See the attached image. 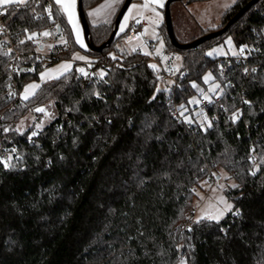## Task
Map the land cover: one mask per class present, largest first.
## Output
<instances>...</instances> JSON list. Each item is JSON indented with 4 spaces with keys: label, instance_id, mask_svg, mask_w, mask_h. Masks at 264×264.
<instances>
[{
    "label": "trees",
    "instance_id": "1",
    "mask_svg": "<svg viewBox=\"0 0 264 264\" xmlns=\"http://www.w3.org/2000/svg\"><path fill=\"white\" fill-rule=\"evenodd\" d=\"M100 1L81 0L83 11ZM249 1L235 0L216 28L191 41L222 28ZM38 5L23 18L6 16L10 38L0 41V160L12 155L14 165L0 163V264H264V0L195 49L175 48L160 25L163 48L182 58L177 85L149 67L148 55L125 50L127 31H117L100 52L86 50L89 69L104 71L103 80L91 74L82 87L72 67L22 100L21 90L42 70L27 35L59 25L55 34L68 49L56 61L74 45L64 17L49 20L45 1ZM114 18L94 26L86 19L95 47L108 40ZM226 35L237 49L246 46L243 56L204 55ZM207 72L223 91L202 107L212 123L205 130L186 123L180 109ZM40 106L55 116L29 141L33 128L18 132L15 123ZM237 111L239 120L228 121ZM218 168L236 182L225 194L240 214L185 229L196 187Z\"/></svg>",
    "mask_w": 264,
    "mask_h": 264
},
{
    "label": "rangeland",
    "instance_id": "2",
    "mask_svg": "<svg viewBox=\"0 0 264 264\" xmlns=\"http://www.w3.org/2000/svg\"><path fill=\"white\" fill-rule=\"evenodd\" d=\"M106 2H108V0H101L100 2H98L97 4L91 7H85L84 13L90 25H93V26L99 25L101 23L107 22L108 20H112L116 16L124 0H119V2H115V0H113L114 6L112 8L104 9L96 16H89L90 12H93L95 9L99 8L101 5L105 4ZM233 3H234L233 0H179V1L173 2L170 6V12H171L170 14H171L172 28H173V32H174V36L176 40L179 43H189L191 42L193 38L198 37L203 30L216 28L220 24V16L223 13V11L226 8H228L230 5H232ZM134 4L140 5L141 3H137L135 0H132L130 2L128 8L126 9L125 13L122 15L120 19V22L118 24V29H120V26L123 23L124 16L128 15V9ZM160 13L163 17V13L161 11ZM76 14L78 15V13ZM143 16H144L143 19L147 23V25L144 28H148L149 33L147 35H142L141 42L145 38L151 41L152 45L147 46L143 44L144 47L141 48L139 46V42L136 39L132 42L124 43L122 47L128 52H131L132 46L135 45L138 51L142 53H144L145 51L149 52L150 53L148 55L149 64L155 65L156 66L155 68L159 70L158 65L153 62V57L158 56L155 54V49L160 47L161 42L163 43V47L165 45L164 41L161 38H159V35H158L159 26L163 24L164 17L162 21L159 23V26L155 27L157 38L152 39L151 31H152L153 25L149 23V20L153 19L152 13L146 11L143 13ZM136 18H139V17H136ZM134 20L135 19H129L128 23ZM79 30H80L81 39L85 47L82 48L80 47L78 43H76L75 34L72 32L74 45L70 47L69 57L65 59L62 58L58 61L55 60L53 64L56 62H59V65L65 64V63L70 64V65L74 64L75 72L77 71V68L75 66L82 65V69L84 70V72L87 73L89 71V73L92 75L97 74L98 72H100V70L96 69L92 71L91 69H89L91 66L92 59H91V56L86 52L88 48L86 46L84 36H83V30L81 29L80 24H79ZM41 33H43V31ZM61 36H63L62 33L61 34L53 33V35H50L48 37H44V36H41L40 34H36L33 39L38 47L37 52L42 56H46V55H49V53H51L53 49L66 45V43H63L61 41L60 39ZM229 38L232 41L231 36L226 35L218 42L212 44L209 47L204 48L203 49L204 55L209 58L239 56V55H235L234 53H238L240 48L237 49L233 41H232L231 46H229L226 43L229 40ZM213 49H216V52L212 56H208L207 53L209 51H212ZM74 55L82 56L85 59L84 60H78V59L73 60ZM177 56L180 57L179 60L175 59V57ZM161 65L163 68L167 70H171L174 74H176L178 73L182 65L181 55L175 52H171L170 57H167L166 59L161 58ZM47 72L48 71H46V73ZM208 74H211V73L207 72L202 77L203 85H198L195 88V93L194 95L190 97L189 101L193 99L199 100L200 98H203V95H208L212 99V96H215L216 98L221 93V89H217L216 92L209 91V89L213 85L219 84V83L214 80V77L212 74L211 75L213 79L205 83L204 77L207 76ZM188 105L189 106L188 108H185L186 111H184L183 115H181V112H180L182 119L185 121V118H188L192 120L194 123L200 124L201 116L198 114L203 112V114L205 115L204 109L199 104H188ZM37 108L45 109V111L49 115L46 117L44 113L37 112L35 111V109L32 111H29L23 117H20L15 123L16 131L22 132L24 130H27L29 127L33 128V131H36V124L42 123L43 126H45L54 118L55 111L52 107L40 106ZM211 176H213L215 180H211L210 178ZM211 176L200 180L198 186L196 187L194 191V197L192 198V201H191V212H190L191 214H189L188 216V219L190 216H192V219L194 222L197 221L201 217V215H207L210 213H214L217 208L222 210L224 208V205L217 203L220 197H223L225 201L232 204L231 201L226 197L225 192L228 189L232 188V185H236L235 180L225 170L221 168H218L216 171L212 172ZM177 264H181V261H179Z\"/></svg>",
    "mask_w": 264,
    "mask_h": 264
},
{
    "label": "snow or ice",
    "instance_id": "3",
    "mask_svg": "<svg viewBox=\"0 0 264 264\" xmlns=\"http://www.w3.org/2000/svg\"><path fill=\"white\" fill-rule=\"evenodd\" d=\"M115 2H119V0H115ZM233 2H235V0H233ZM36 5L37 7L38 5V0H0V16H9V15H17L20 14L21 18H23V16L31 11L33 13H35L36 11V7H33V5ZM55 6V7H54ZM114 6L113 0H108V2H106L105 4L101 5L99 8L95 9L93 12L89 13V16H96L98 15L102 10L104 9H110ZM165 6V0H143V3L140 5H132L129 9H128V15L124 16V20L123 23L120 26V31L123 32L125 30V28L128 26V21L129 19H135V22L137 24H139L141 22V19L144 18L143 13L144 12H151L152 13V17L153 19L149 20V23L153 25L152 31H151V38L152 39H156L157 38V34L155 31V27L159 26V23L162 21L163 17L159 11V9H162ZM227 7V6H226ZM11 9V11L9 12L8 9ZM43 11L45 13H47L48 15V19L51 20L53 18V16H63L67 18L68 23L71 25L72 27V32L75 34L76 37V43H78L80 45V47H85V45L83 44V41L81 39L80 36V30H79V24L76 20V0H51V3L47 4V6L44 7ZM139 17V18H136ZM57 29H59V25H57ZM5 29L3 28L2 25H0V32H3ZM27 31V30H26ZM149 33V29L148 28H144L143 33L142 34H138L137 35V41L139 42V46L141 48L144 47L143 43L141 42V37L142 35H147ZM36 34L32 33L27 35V39L28 40H32L34 38ZM41 36L44 37H48L50 35H53V33L51 32H43L40 33ZM61 41L63 43H67L66 40H64V37L61 36L60 37ZM25 40H20V44H24ZM229 46L232 45V41L229 38V40L226 42ZM163 49V43L161 42L160 47L155 49V54L156 55H160L161 51ZM137 47L135 45L132 46V51H136ZM246 50V46L241 47L239 49L238 53H234L235 55H239V56H243L244 52ZM11 52V49H9L8 52L3 53V55H9ZM216 52V49H213L212 51H209L207 53L208 56H212L214 53ZM150 53L145 51L144 55H149ZM246 58V57H245ZM84 60L85 58L79 55H74L73 56V60ZM113 59H115V57H113ZM162 59H166L165 57H162ZM175 59L179 60L180 57H175ZM71 67L70 64H61L59 66L60 70H67ZM149 67L155 69V65H149ZM53 71H57V70H53ZM78 71H80L81 73H83L85 76H87L88 74L86 72H84L83 69H78ZM245 73L247 74L249 72V69L246 67L244 69ZM252 72H255L256 69L253 68L251 69ZM47 73H42L41 74V79H45V77L47 76ZM100 80H103L106 73L104 71H100L96 74ZM58 78V77H56ZM213 79L211 74H208L207 76L204 77L205 83L211 81ZM230 85H226L225 87H229ZM39 85L37 84H32L29 85L25 88L24 90V94L21 96L22 100H27L29 98V95L34 94V90L36 88H38ZM193 87H196L195 84H193ZM217 89H221V85L219 84H215L213 85L209 91L210 92H216ZM30 90H33L30 92ZM160 89L157 88V92H159ZM221 91H223V89H221ZM97 98H99V93L96 92L94 93ZM12 93H9V96H11ZM155 97H153L154 99ZM203 99L205 101H207L209 104L213 103L211 97H209L208 95H203ZM189 104H199V100L193 99L188 101ZM245 104H251L250 101L248 100H244ZM73 109H69V111H72ZM35 111L37 112H41L44 113L45 116L47 117L49 114L45 111V109L43 108H37L35 109ZM184 111H186V109L184 108V105H181V115L184 114ZM198 115L201 116V127L205 128V130L207 128H211L212 127V123L208 120V117L205 116L203 114V112L199 113ZM240 117V113L239 111H237L236 113H234L230 119L232 121V123H236L239 120ZM185 122L188 124H191L193 121L185 118ZM43 128V124L42 123H38L36 124V131H32L31 134L29 135L28 139L29 141H32L33 137H36L37 135H39L40 131ZM5 132L8 131V129H4ZM12 153H15L16 149H12L11 150ZM254 151V149H253ZM13 159L12 155H9V157L6 160H0V163L3 164V167L5 169H9L10 167H14V165H10V161ZM15 159L17 161L21 160V157L16 156ZM37 159H39V157H37ZM50 163V162H49ZM262 163H264V161H262ZM258 170V169H257ZM253 175H255V171L252 173ZM232 187H236V185H232ZM218 204H223L224 208L221 210L219 208H217L215 210L214 213H210L207 215H201V217L195 221L196 223H200L202 220H209V221H214L216 223H219L220 220L224 217V215L228 212H232L233 209V205L228 203L227 201L224 200L223 197H220L219 200L217 201ZM211 207V206H210ZM233 215H239L240 212L237 209L235 212H232ZM189 231H191V229H189ZM181 264H185L184 261H181Z\"/></svg>",
    "mask_w": 264,
    "mask_h": 264
},
{
    "label": "built area",
    "instance_id": "4",
    "mask_svg": "<svg viewBox=\"0 0 264 264\" xmlns=\"http://www.w3.org/2000/svg\"><path fill=\"white\" fill-rule=\"evenodd\" d=\"M45 3H46V6L47 4L51 3V0H44ZM47 15V13H46ZM48 16V15H47ZM5 18L6 16H0V25L3 26V28L5 29L3 32H0V41L1 40H5V41H8L9 38H10V30L8 29V27L5 25ZM145 27V22L143 19H141V22L139 24H137L135 21H133L128 29V31L125 33L124 37H123V42L124 43H129V42H132L134 40L137 39V35L138 34H142L143 33V29ZM51 32V33H55L56 30V26L55 25H49L45 28V30L43 32ZM143 44L147 45V46H151L152 45V42L149 41L148 39H143L142 40ZM67 48L66 45H63V46H60V47H57L55 49H53L51 51V53H49V55H46V56H42L39 54V58L42 59V64H41V69H46L48 68L49 66H51L53 64V62H55V60L58 58V56L64 52ZM193 49H195L193 47ZM162 57H170V52H168L167 50L165 49H162L160 55L158 56H155L153 57V62L156 63L159 67V73H160V78L161 79H169L171 81H173V83L175 85L178 84L177 81L174 80V77H173V72L171 70H167L165 68L162 67L161 65V58ZM241 58H236V62H239ZM230 66V62H227L226 64V67H229ZM77 68V71L76 73L79 75L80 77V85L82 87H85L89 82L92 81V76L90 73H88L87 76H85L84 74H82L80 71H78V69H82V65H76L75 66ZM12 71H15V68L12 67ZM225 74V71L222 70L221 71V76H224ZM217 99V98H216ZM199 104L201 107H207L209 106L210 104L205 101L203 98H200L199 99ZM175 116L177 117V113L175 112ZM232 115H228V121H230V117ZM5 156V153L2 151L1 149V146H0V157H4ZM211 180H215V178L213 176L210 177ZM194 224V221L192 219V216L189 217V219L183 224V227L185 229H188V228H191Z\"/></svg>",
    "mask_w": 264,
    "mask_h": 264
},
{
    "label": "water",
    "instance_id": "5",
    "mask_svg": "<svg viewBox=\"0 0 264 264\" xmlns=\"http://www.w3.org/2000/svg\"><path fill=\"white\" fill-rule=\"evenodd\" d=\"M176 1H179V0H166L165 1L163 15H164V26L166 29V34L169 38L171 45H173L175 48H177V49H190V48H193L195 45L202 43L205 40H208V39L222 35L231 26V24H233L234 21H236L240 16H242L258 0H250L248 3H246L233 17H231V19L222 28L215 30L213 32L207 33L205 35H202L201 37H199L195 41H191L189 43H179L174 36V32H173V28H172L171 15H170V6L173 2H176ZM130 2H131V0H124L123 4L121 5L120 9L118 10V12L114 18V28H113L108 40L106 41V43L102 44L99 47H95L90 42V39H89L88 23L86 22L85 13L82 9L81 0H77L78 17H79V20H80V23L82 26L84 40H85L86 46L89 50L94 51V52H100L106 45H108L111 42V40L114 38V36L117 32L120 19H121L122 15L125 13L126 9L128 8ZM56 30L60 31V26H59V29H57V27H56Z\"/></svg>",
    "mask_w": 264,
    "mask_h": 264
},
{
    "label": "crops",
    "instance_id": "6",
    "mask_svg": "<svg viewBox=\"0 0 264 264\" xmlns=\"http://www.w3.org/2000/svg\"><path fill=\"white\" fill-rule=\"evenodd\" d=\"M137 3H143V0H135ZM166 1V0H165ZM164 8V7H163ZM162 13H163V11H162V9H159ZM76 13H78L77 12V0H76ZM171 13V12H170ZM171 15V14H170ZM76 20H77V22H78V24H80L81 25V23H80V20H79V17H78V15L76 14ZM163 17H164V15H163ZM64 19H65V21H66V23H67V25L69 26V29H70V31L72 30V27H71V25L68 23V21H67V18L66 17H64ZM144 20V19H143ZM135 21V20H134ZM133 22V21H132ZM132 22H129L128 23V26L125 28V30L123 31V32H121L120 31V29H117V31H118V33H124V32H126V31H128V29H129V27H130V25H131V23ZM144 22H145V26L147 25V23H146V21L144 20ZM164 23V22H163ZM81 29H82V26H81ZM71 34H72V31H71ZM72 37H73V35H72ZM164 49V48H163ZM65 59V58H64ZM59 62H56V63H54V64H52L51 66H49L48 68H46V69H43V70H41L40 71V73L38 74V80L37 81H30V82H28L24 87H23V89L21 90V92H20V94H19V96H20V99H21V96L24 94V90H25V88L27 87V86H29V85H32V84H37V85H39L40 83H42V82H44V81H47V80H50V79H54V78H56V77H59V76H61L62 74H64V73H66V72H68L72 67L74 68V64H72L71 65V67L69 68V69H67V70H60L59 69ZM53 70H57V71H53ZM46 71H48L47 72V76L45 77V79H41V74L42 73H46ZM89 73V71L87 72V74ZM39 76H40V78H39ZM37 89V88H36ZM36 89L34 90V92L36 91ZM31 91H33V90H30V92ZM33 94H31V95H29V97H31Z\"/></svg>",
    "mask_w": 264,
    "mask_h": 264
}]
</instances>
